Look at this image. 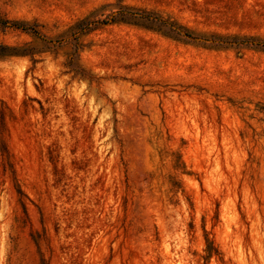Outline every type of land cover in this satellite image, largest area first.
Segmentation results:
<instances>
[{"label":"rangeland","instance_id":"rangeland-1","mask_svg":"<svg viewBox=\"0 0 264 264\" xmlns=\"http://www.w3.org/2000/svg\"><path fill=\"white\" fill-rule=\"evenodd\" d=\"M0 264H264V0H0Z\"/></svg>","mask_w":264,"mask_h":264},{"label":"trees","instance_id":"trees-1","mask_svg":"<svg viewBox=\"0 0 264 264\" xmlns=\"http://www.w3.org/2000/svg\"><path fill=\"white\" fill-rule=\"evenodd\" d=\"M1 22L3 23V24H5L7 21L6 20H1ZM14 26H16V27H19V28H22V29H27V28H31V27H29V26H26V25H24V24H20V23H12ZM35 32H37V31H35Z\"/></svg>","mask_w":264,"mask_h":264}]
</instances>
